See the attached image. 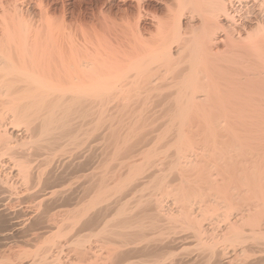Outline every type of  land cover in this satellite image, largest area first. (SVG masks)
<instances>
[{
  "label": "bare ground",
  "instance_id": "bare-ground-1",
  "mask_svg": "<svg viewBox=\"0 0 264 264\" xmlns=\"http://www.w3.org/2000/svg\"><path fill=\"white\" fill-rule=\"evenodd\" d=\"M219 243L264 264V0H0V264H226Z\"/></svg>",
  "mask_w": 264,
  "mask_h": 264
},
{
  "label": "rangeland",
  "instance_id": "rangeland-1",
  "mask_svg": "<svg viewBox=\"0 0 264 264\" xmlns=\"http://www.w3.org/2000/svg\"><path fill=\"white\" fill-rule=\"evenodd\" d=\"M112 3V2H111ZM108 4L106 7H104L105 9L107 8V9H111L112 10V12L113 13H116L117 12V14L122 10L121 8L123 7H120L119 5H118V3H112V4ZM156 3V4H155ZM115 4V5H114ZM150 5V6H149ZM57 7H59V5H57L56 6V8ZM84 7V8H83ZM87 7V8H86ZM92 7H94V6H92ZM117 7V8H116ZM147 7H150L149 9L151 10L152 9V11H156V13H157V15L159 16V17H167V15H168V12H166V8H165V6L162 4V3H158V2H153V3H151V2H148V5H147ZM82 8L84 9V17H86V18H89L90 17V14H89V9H88V6L87 5H85V4H83L82 5ZM90 8V7H89ZM120 8V9H119ZM165 8V9H164ZM129 9H131V8H129ZM88 10V11H87ZM131 11H133L132 9H131ZM134 12V11H133ZM165 12V13H164ZM164 13V14H163ZM166 13H167V15H166ZM163 14V15H162ZM165 15V16H164ZM184 20H185V22L187 23L188 22V20H187V18H184L183 19V22H184ZM187 20V21H186ZM184 22V23H185ZM146 27L149 29V30H153V27L152 26H150V25H146ZM116 111H114L113 113H115ZM118 112V111H117ZM117 114V113H116ZM116 114H115V116H116ZM118 114H119V112H118ZM117 114V115H118ZM118 116H120V115H118ZM118 116H116L117 117V120H119L118 118ZM114 122V124L116 125V122H118V121H116L115 122V120L113 121ZM119 122H120V120H119ZM118 122V123H119ZM122 122H124V121H121V123H119V125L121 126V124H122V129L123 130H127V126H125L126 124H125V122L124 123H122ZM117 123V124H118ZM104 125V124H103ZM103 125H101L100 126V128H98V130H95V131H93L92 133L93 134H91V138H92V151H93V154H95V156L96 157H94L93 159L94 160H92L94 163L92 164V166H98L97 164L99 163V161H103L104 159L103 158H106V156L104 157V155L103 156H100L101 154H105V152H107L108 153V151H112V148L113 147H111L110 149L111 150H107V148L108 147H110V146H108L107 148L105 147V146H107L108 145V143L107 144H105V141H107L106 140V137H107V135H106V137L104 136V134L103 133H106V129H107V124L105 123V126L103 127ZM125 127H124V126ZM159 125V124H158ZM157 124L155 125H152V127L151 126H149V127H151V128H155V126H156V131L157 132H155V134H157V133H159L161 130H163L165 127L164 126H161V125H159L158 126ZM163 127V128H162ZM102 128H103V130H102ZM106 128V129H105ZM151 128H149V129H151ZM160 128V129H159ZM105 129V130H104ZM122 129H121V131H122ZM194 129H196V128H194ZM125 131H124V134L123 133H121L120 134V136L121 135H125L126 133H125ZM159 131V132H158ZM98 132V133H97ZM123 132V131H122ZM168 136H171V134H168ZM102 137V138H101ZM104 137H105V139H104ZM122 137V136H121ZM103 139V140H102ZM104 141V142H103ZM96 142V143H95ZM105 144V145H104ZM95 145H98V146H95ZM104 146V147H103ZM149 147H151V146H149ZM148 147V148H149ZM98 148V149H97ZM101 148V149H100ZM147 148V147H146ZM95 149V150H94ZM105 149V150H104ZM107 150V151H106ZM95 151V152H94ZM102 151V152H101ZM103 151H105V152H103ZM106 153V154H107ZM105 154V155H106ZM110 154V153H109ZM108 154V155H109ZM107 155V158L110 156H108ZM121 156V155H120ZM141 158V157H140ZM140 158L137 160L138 162H142V160H140ZM103 159V160H102ZM97 160H98V162H97ZM100 162V163H101ZM99 163V164H100ZM159 165V164H158ZM156 167H159L160 169L163 167V166H161V165H159V166H156ZM156 167L154 166V167H152V168H155L156 169ZM98 170V169H97ZM148 171H146L145 173H142L141 175V177H145L148 173H149V170L150 169H147ZM185 170H187V171H185ZM184 170V172L186 173V172H192V173H194V172H196V174L198 173V171L200 170L199 169V165H195V166H193V167H189V169L187 168V169H185ZM194 171V172H193ZM148 172V173H147ZM187 173V174H192V173ZM6 173V172H5ZM4 173V174H5ZM147 173V174H146ZM195 174V173H194ZM2 176V175H1ZM8 176V175H7ZM3 177H5V176H2L1 178H3ZM195 177V175L193 176V178ZM9 178H10V180L8 179V182L9 183H11V181H13L14 182V178L11 180V177L9 176ZM143 179V178H142ZM144 179H148V176H146ZM145 180V181H146ZM16 181V180H15ZM144 181V182H145ZM3 182H5L4 180H3ZM202 185V183L200 182L197 186H201ZM140 187L141 186H138V187H136V188H133V189H130V190H128V191H126V192H124V193H126L125 194V200H122V201H127L128 202V198H129V204H135L136 205V201L138 200V198H139V194L141 195V189H140ZM138 190V191H137ZM132 191V192H131ZM129 192V193H128ZM160 192V194H162V196H166V198L165 199H163L164 197H160V201H162L164 204H162V203H160V206H164L163 208L165 209L166 207V209L167 210H169L170 208V211L172 210H174V208H176V206L178 207L180 204H181V196H180V194H178V195H176L177 193H175L174 192V195H171V193L169 194V193H166V191L164 190V189H162V191H159ZM164 192H165V194H164ZM128 196V198H127V196ZM133 197H132V196ZM135 196H137V197H135ZM158 196H161V195H158ZM174 197V199H176L177 198V201H179V204H178V202H176V200H170V198L172 199L173 197ZM123 198V199H124ZM159 198V197H158ZM168 198V199H167ZM135 199H137V200H135ZM161 199H163V200H161ZM131 200V201H130ZM170 203H171V205H172V203L174 204H176V206L174 207V205H170ZM134 205V206H135ZM210 204H205L204 203V206L203 205H201V208L203 207V209H204V211H205V213L201 216V217H199V219L200 220H202V222L199 220V222L202 224V225H204V227H205V229H206V232H205V229L203 230V236H205V237H209V235H213V236H215L216 238L218 237V232L217 231H219L220 230V232H221V229L220 228H223V224H224V221H222V219H221V216H219V213H220V211L221 210H218L219 209V207L217 208V206L216 207H214L213 208V206L214 205H212V209L210 208V206H209ZM115 207H116V205H114ZM114 206H112L111 208H109L108 210H105L103 213H102V216L105 218V216H109L110 217V215H112V211H114L113 209H115V207ZM196 205H193V207H195ZM210 208V210L208 209V207ZM173 208V209H172ZM216 208V209H215ZM15 209H17V207H15ZM165 209V211H167ZM208 209V210H207ZM110 210V211H109ZM218 210V211H217ZM207 211V212H206ZM215 211V212H214ZM217 211V212H216ZM168 212V211H167ZM219 212V213H218ZM108 214V215H107ZM215 214V215H214ZM218 214V215H217ZM212 216V217H211ZM106 217V218H107ZM108 217V218H109ZM216 217V218H215ZM209 219H211V220H209ZM217 221H218V224H220V225H218L217 224ZM98 222V224L94 221V222H92V224L94 225H92L91 223V225H92V227H91V225L90 224H87V227H88V225H90L88 228L85 226L84 227V225L83 226H79V225H77L75 228L78 230V229H81L79 232H81V231H83V232H81V234H87L88 232H89V230H91V233L92 234H94L95 232L97 233V231L99 230V228L101 227V222L100 221H97ZM170 222V223H169ZM169 222H164V224L165 225H167V226H171V225H174V222H172V221H169ZM207 222V223H206ZM208 222H210V223H208ZM213 222V223H212ZM214 222H215V224H214ZM222 222V223H221ZM96 223V224H95ZM167 223H169V224H167ZM205 224H206V226H205ZM98 226V227H97ZM219 226V227H218ZM78 227V228H77ZM84 227V229H82ZM96 227V228H95ZM212 227V228H211ZM91 228V229H90ZM93 228V229H92ZM209 228V229H208ZM215 228V229H214ZM219 228V229H218ZM86 229H88V231L86 230ZM94 230V231H93ZM209 230V231H208ZM86 231V232H85ZM90 233V232H89ZM95 233V234H96ZM212 233V234H211ZM215 235H214V234ZM217 233V234H216ZM207 235V236H206ZM220 238V237H219ZM94 239H96V236H92V240H94ZM221 239V238H220ZM220 242H222V241H220ZM220 244V243H219ZM222 245H224V243H221L220 245H219V249L220 250H222ZM186 246V250L184 249L183 250V248H181V246H180V249L178 248V249H176L177 251L176 252H178V251H180V252H187V251H189V255L191 254V255H193L194 256V251L192 250V248H193V245H192V243L189 245V244H187V245H185ZM184 246V247H185ZM225 246V247H224ZM223 247H224V249L222 250L223 252H225L224 254H226V255H223L222 253V251L220 252V254H222L221 255V257L219 256V258L221 259L222 258V256H223V258H224V260H225V263L227 264H245V262L246 261H251L253 258H254V256H252L250 253L249 254H231V255H233V256H230L229 254L227 255V249H226V246H227V244H225ZM188 248V249H187ZM190 249V250H189ZM192 252H193V254H192ZM256 253H257V255H260V253H258L257 251H256ZM256 253L255 252H253L252 254L254 255L255 254V256H257L256 255ZM137 254V255H136ZM142 254V253H141ZM261 254H264V253H261ZM135 256H137L138 257V255L140 256V254H138V253H135L134 254ZM234 255H236L235 257H234ZM179 255H177V257H178ZM225 256V257H224ZM230 256V257H229ZM229 257V258H228ZM238 257V258H237ZM246 257V258H245ZM223 258L221 259V260H223ZM227 258V259H226ZM233 258V259H232ZM247 258H249L248 260H247ZM226 260H228V261H226ZM199 261H200V259H197L196 261H192L191 263H190V261H189V264H205V263H202L203 262V260H201V262L199 263ZM188 264V263H187Z\"/></svg>",
  "mask_w": 264,
  "mask_h": 264
}]
</instances>
